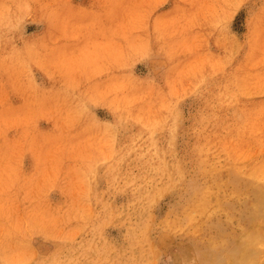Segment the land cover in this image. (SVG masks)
<instances>
[{
	"label": "rangeland",
	"instance_id": "rangeland-1",
	"mask_svg": "<svg viewBox=\"0 0 264 264\" xmlns=\"http://www.w3.org/2000/svg\"><path fill=\"white\" fill-rule=\"evenodd\" d=\"M262 161L264 0H0V264H175Z\"/></svg>",
	"mask_w": 264,
	"mask_h": 264
},
{
	"label": "bare ground",
	"instance_id": "bare-ground-1",
	"mask_svg": "<svg viewBox=\"0 0 264 264\" xmlns=\"http://www.w3.org/2000/svg\"><path fill=\"white\" fill-rule=\"evenodd\" d=\"M199 156L206 164V156ZM202 174V183L190 181L188 204L175 220L187 247L174 263L264 264V161L246 168H204ZM217 183L229 188L227 198L220 199Z\"/></svg>",
	"mask_w": 264,
	"mask_h": 264
}]
</instances>
